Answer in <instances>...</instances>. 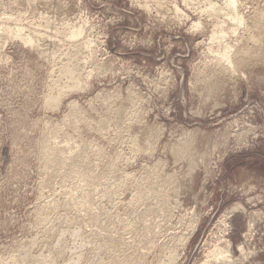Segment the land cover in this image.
I'll return each instance as SVG.
<instances>
[{
    "label": "rangeland",
    "instance_id": "1",
    "mask_svg": "<svg viewBox=\"0 0 264 264\" xmlns=\"http://www.w3.org/2000/svg\"><path fill=\"white\" fill-rule=\"evenodd\" d=\"M236 1L0 0V264H264V0Z\"/></svg>",
    "mask_w": 264,
    "mask_h": 264
},
{
    "label": "bare ground",
    "instance_id": "2",
    "mask_svg": "<svg viewBox=\"0 0 264 264\" xmlns=\"http://www.w3.org/2000/svg\"><path fill=\"white\" fill-rule=\"evenodd\" d=\"M209 1V0H208ZM227 2L225 3L228 7H229V9L232 11V14L230 15V17H231V19H229V20H232V22L234 21H237V23L239 22V24L241 23V22H243L244 20V18H243V16H239V15H237L236 14V10H237V1L236 0H226ZM199 2V1H198ZM224 4V5H225ZM239 4V3H238ZM205 7V6H204ZM210 7L212 8V10L215 12V14H217L218 12V8H217V10H215L216 9V7H215V4H213L212 2H210ZM228 7H226V10H227V8ZM240 8V7H239ZM228 9V10H229ZM220 10V9H219ZM223 10V9H222ZM225 10V11H226ZM229 10V11H230ZM221 11V10H220ZM209 12V11H208ZM217 12V13H216ZM231 13V12H230ZM211 14V13H210ZM229 14V13H228ZM227 14V15H228ZM258 14V13H257ZM230 17H228V18H230ZM258 17H256V19H257ZM253 20V19H252ZM255 21V20H254ZM216 22V21H215ZM256 22V21H255ZM251 23V22H250ZM262 23V22H261ZM259 21L258 22H256V24H255V26H256V28L260 31L261 30V28H260V26H259ZM227 25V24H226ZM241 25V24H240ZM214 26V25H213ZM238 26V25H237ZM248 26V25H247ZM254 26V25H253ZM195 27H196V25H195ZM198 27V26H197ZM229 28V27H228ZM220 29V28H219ZM230 29V28H229ZM212 30V29H211ZM226 29H224V30H217V29H215L214 31H213V33H212V37L210 38V40L212 39L213 40V42H214V40H222L223 42H224V40H225V38H226V31H225ZM246 30V29H245ZM211 31V32H212ZM231 31V30H230ZM233 31H234V29H233ZM248 31V30H247ZM258 31V32H259ZM11 33V32H10ZM245 33V32H244ZM23 33L22 32H18L17 33V37H21V35H22ZM255 34H257V33H255ZM261 34H262V32H261ZM75 35L76 34H72V37H74L75 38ZM244 35V34H243ZM258 35H259V33H258ZM24 35H22V37H23ZM247 36V35H246ZM256 36V35H255ZM21 37V38H22ZM228 37V36H227ZM243 38V37H242ZM255 38V37H254ZM29 40H31V39H29ZM211 40V41H212ZM227 40V39H226ZM225 40V41H226ZM244 40V39H243ZM246 40V39H245ZM27 41V40H26ZM32 41V40H31ZM222 41L220 42L221 44H222ZM217 42V41H216ZM227 42V41H226ZM250 42H252V39L250 38V37H248L247 38V43H250ZM254 42V41H253ZM218 43V42H217ZM28 44V43H27ZM244 44H246V43H244ZM215 45V44H214ZM218 45V44H217ZM220 45V44H219ZM221 46H223V45H221ZM220 46V47H221ZM224 46L225 47H223V48H221L219 51H218V57H219V60H220V63H223L224 64V67L225 68H227L226 70H229V72L231 73V77H232V75H233V73L235 74V72H237V69H236V64H235V61L237 60V58L241 55H243L244 56V54L241 52V53H238L237 54V56H236V54H235V57H234V55H233V47L232 46H230L229 45V43L227 42L226 44H224ZM219 48V47H218ZM245 47H243V48H241L242 50L241 51H245L246 50V48L244 49ZM253 50V49H252ZM210 52V51H209ZM214 52V51H213ZM247 52V51H246ZM261 52V51H260ZM246 54V53H245ZM247 54H248V52H247ZM246 54V55H247ZM234 57V58H233ZM245 57V56H244ZM217 60V59H216ZM239 62H240V60H239ZM218 65H219V63H218ZM220 68V67H219ZM223 69V68H222ZM62 72H63V75H62V78H64V74H65V71L64 70H62ZM233 72V73H232ZM84 73V72H83ZM79 74V73H78ZM78 74H76V76L78 77ZM80 74H81V72H80ZM79 74V75H80ZM86 75V74H85ZM230 75V74H229ZM242 75V74H241ZM51 78V77H50ZM58 78V77H57ZM79 78V77H78ZM81 78V77H80ZM80 78H79V80H80ZM61 79V78H60ZM58 80H59V78H58ZM81 81V80H80ZM58 82V81H57ZM56 82V83H57ZM61 82V81H60ZM62 86V85H61ZM71 86V85H70ZM59 87V86H58ZM58 87H57V89H58ZM69 87H66L65 89L67 90ZM75 88H79V85L78 84H73V86L71 87V90L72 89H75ZM65 89L62 87V89H61V92H60V97H62L61 95H63L62 93H64L65 92ZM57 97V96H56ZM60 100V98L59 99H55V102L57 101H59ZM45 101V100H44ZM48 102H49V100H48ZM54 102V101H53ZM52 102V103H53ZM54 104V103H53ZM52 106V105H51ZM56 106V105H55ZM50 108V107H49ZM50 145L48 144V146L46 147V149H45V151H46V156H45V164H47V163H49V165H50V167H51V165L52 164H54L53 162H55V161H57L58 163H62V168H65L66 166H64L63 167V164L64 163H66V162H64V160H61L60 158H57L56 159V149H55V154H54V148H50L49 147ZM52 147V146H51ZM69 150V149H68ZM67 150V151H68ZM63 151V150H62ZM76 151V150H75ZM78 151V150H77ZM61 152V151H60ZM64 153V152H63ZM62 153V154H63ZM75 153H77V152H75ZM61 154V155H62ZM53 155V156H52ZM71 155H72V153H71ZM60 156V155H59ZM63 156H64V154H63ZM77 156V155H76ZM74 157H75V155H74ZM79 157V156H78ZM64 158V157H63ZM69 158H70V156H69ZM68 158V159H69ZM59 160V161H58ZM74 160V159H73ZM84 160V159H83ZM48 161V162H47ZM61 161V162H60ZM67 161V160H66ZM64 162V163H63ZM44 163V162H43ZM51 163V164H50ZM56 163V162H55ZM55 165V164H54ZM53 165V166H54ZM57 165V164H56ZM55 165V166H56ZM73 166V165H72ZM76 166H77V164H76ZM87 166V165H86ZM45 167V166H44ZM61 168V167H60ZM50 170V169H49ZM60 170H63V169H60ZM79 170V169H78ZM64 171V170H63ZM77 172V171H76ZM83 172V171H82ZM80 173V172H79ZM84 173V172H83ZM60 174V173H59ZM73 174V173H72ZM89 175V174H88ZM66 176V175H65ZM83 181V180H82ZM90 184V183H89ZM81 202H80V204H82V205H85L86 204V202H85V200H80ZM45 202V201H44ZM78 202V201H77ZM73 204V203H72ZM80 204H78V205H80ZM81 207V206H80ZM46 208V207H45ZM48 208V207H47ZM49 208H51V207H49ZM76 208V207H75ZM44 210V209H43ZM51 210V209H50ZM50 210H49V212H50ZM49 212L46 210V211H43L42 212V215H43V217H44V219H48V214H49ZM51 214V213H50ZM50 214H49V216H50ZM41 215V216H42ZM46 219V220H47ZM223 241H226V240H223ZM220 243V242H219ZM226 244V243H225ZM222 245H224V244H222ZM220 246V245H219ZM231 247V244H230V242L229 243H227V245H226V247H224V248H222V247H217L216 248V250L213 252V253H209L210 254V256L209 257H211V260L214 258L216 261H218V260H229V261H232V254L229 252V248ZM231 249V248H230ZM212 252V251H211ZM208 257V256H207ZM208 257V258H209ZM1 259V258H0ZM210 259V258H209ZM210 260V261H211ZM208 261V260H207ZM207 261L205 262V263H207ZM209 262V261H208ZM51 263V262H50Z\"/></svg>",
    "mask_w": 264,
    "mask_h": 264
}]
</instances>
